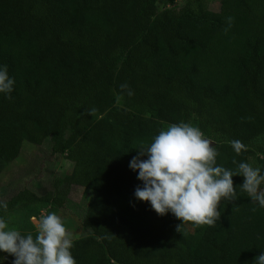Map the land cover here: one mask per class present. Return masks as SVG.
Instances as JSON below:
<instances>
[{
  "label": "trees",
  "instance_id": "obj_1",
  "mask_svg": "<svg viewBox=\"0 0 264 264\" xmlns=\"http://www.w3.org/2000/svg\"><path fill=\"white\" fill-rule=\"evenodd\" d=\"M158 1L0 0V65L15 81L0 95V164L23 141L46 140L72 162L45 194L22 186L0 196V214L10 227L16 210L63 208L79 186L93 195L72 240L76 264H253L264 208L240 192L243 177L233 176L237 199L221 202L213 226L178 229L134 198L141 182L128 163L183 121L214 142L217 164L264 168V0ZM233 140L245 146L239 155ZM19 231L35 236L31 225Z\"/></svg>",
  "mask_w": 264,
  "mask_h": 264
},
{
  "label": "clouds",
  "instance_id": "obj_2",
  "mask_svg": "<svg viewBox=\"0 0 264 264\" xmlns=\"http://www.w3.org/2000/svg\"><path fill=\"white\" fill-rule=\"evenodd\" d=\"M14 83L7 66L0 65V95L8 98ZM120 88L126 89L129 96L133 94L126 84ZM210 145L213 141L198 127L183 121L162 128L150 143L141 142L128 163L141 182L134 198L147 202L158 215L172 214L180 221L178 229L183 223L213 226L220 219L221 202L236 201L232 178L239 175L243 177L240 192L264 208V168L233 160L236 168L227 169L217 164L215 144ZM231 147L237 155L245 149L239 140L231 141ZM7 209L8 203L0 200V213ZM34 229L35 236L22 233L9 227L0 214V253L7 254H0V264H5L8 255L13 257L11 264H76L71 253L73 242L60 216L53 212L42 215ZM253 264H264V251Z\"/></svg>",
  "mask_w": 264,
  "mask_h": 264
},
{
  "label": "rangeland",
  "instance_id": "obj_3",
  "mask_svg": "<svg viewBox=\"0 0 264 264\" xmlns=\"http://www.w3.org/2000/svg\"><path fill=\"white\" fill-rule=\"evenodd\" d=\"M207 1L212 8L218 7L219 0ZM157 6L163 7V1H158ZM248 163L256 167L250 159ZM71 168L72 162L67 160L63 153L52 152L48 140L40 145L23 141L19 156L7 165L0 164V196L7 198L22 186H28L38 194H45L53 188L55 179L68 174ZM92 195L93 192L88 189L72 186L63 208L47 207L42 208L38 214H33L32 209H36L37 205L29 204L26 208L14 212L11 219L15 223L10 227L27 230L31 225L34 228L40 216L53 212L61 217L70 239L74 240L85 233L80 227L79 216ZM0 254L7 255L6 253Z\"/></svg>",
  "mask_w": 264,
  "mask_h": 264
},
{
  "label": "water",
  "instance_id": "obj_4",
  "mask_svg": "<svg viewBox=\"0 0 264 264\" xmlns=\"http://www.w3.org/2000/svg\"><path fill=\"white\" fill-rule=\"evenodd\" d=\"M212 141V140H211ZM214 143V142H213Z\"/></svg>",
  "mask_w": 264,
  "mask_h": 264
}]
</instances>
